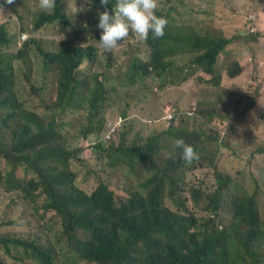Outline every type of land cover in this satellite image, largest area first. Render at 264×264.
Here are the masks:
<instances>
[{
  "label": "clouds",
  "instance_id": "9594fccd",
  "mask_svg": "<svg viewBox=\"0 0 264 264\" xmlns=\"http://www.w3.org/2000/svg\"><path fill=\"white\" fill-rule=\"evenodd\" d=\"M109 2L100 0L103 5ZM22 3L23 0H19L18 4L13 0H0V36L3 40L7 39L0 43V52L2 49L17 48L13 53H8L4 60L0 57V126H7L8 119L17 109L20 110L16 129L12 132L19 137V144L15 148L17 155L10 158L0 156L5 159H0V181H6L9 190L18 191L28 202L38 203L44 212L54 215L69 254L68 262L102 264L88 252L89 232L80 226L86 213L96 215L106 226L108 237L120 242L119 238L126 235L133 220V196H146L160 181L162 188L159 198L162 203L144 216L141 222L144 237L130 249L135 264H161L165 256L167 227L193 232L204 219L210 218L219 229L231 228L248 236L253 235L257 229V217L260 218L256 206L259 200L264 201V140L258 149L245 151L249 152V159L256 158L258 162L259 175H253L257 187L252 191L242 188L234 195L240 196L241 201L233 209L229 207V220L222 223L217 221V217L222 202L226 200L224 191L232 180L229 173H226L229 182L217 191L216 196L212 195L216 188L204 189L201 186L186 201L165 202V198L173 192L170 184L174 185L177 181L179 188L181 181L175 177L167 161L166 147L173 140L166 130L169 127L193 126L206 130V133L212 131L216 134V152L225 153L230 160H237L238 157H231L228 152L241 147V125L243 122H253L252 111H258L255 107L259 104V98H252V94L258 84L264 90V60H257L258 52L264 51V32L256 22L257 2L215 0L213 9L201 8L207 11L198 15L201 23L196 21L192 25H185V21H178L175 16L162 11L160 0H116L110 6V11L106 9L102 12L90 0H81L78 3L79 15L72 24L75 28H85L93 38H78L70 30L66 37L72 35L76 44L62 39L58 42L60 48L45 47L37 38H29L20 29L15 33V42L10 44L11 38L5 24L20 18ZM36 6L40 12L37 17L43 13L49 14L56 9L57 0H36ZM36 18L33 21L35 29L40 26H52L54 31L60 29L59 23L37 22ZM197 30L202 42L208 40L207 36L224 38L220 57L224 52L234 54L235 61L244 68L239 78L229 76L219 66H212L211 71L205 70V63L196 60L198 54L183 46L189 33L198 34ZM151 39L156 40L154 47L148 43ZM135 41H140L141 45ZM123 42L133 48V54L127 61L124 53L120 54L126 67L134 73L126 80L127 86L106 73V63L100 65L97 62L95 47L98 46L105 53ZM29 46L37 51L36 58L42 60L44 77L49 79L50 74L54 76L55 101L44 104L41 111L23 108L15 99L14 84L8 83L3 75L7 70L4 65L7 60L23 59V50ZM91 47L95 48L93 59L84 57L71 70L70 77H76L77 81L72 85L74 94L60 92L58 63L50 61L48 55L64 54L70 60L69 55L76 48ZM121 48L119 46L118 50ZM155 51L158 57L157 63L153 64L151 60ZM124 52L127 53V50ZM140 53L145 54L142 57ZM93 66L97 69L93 70ZM254 76L257 77L256 81ZM92 80L97 88L103 87L97 99H90L87 95V85ZM39 90H42V86ZM142 94L152 95L156 99L155 113L147 118L135 115ZM238 99L241 101L236 103ZM116 100L120 102L119 108L115 107ZM102 101L110 109L108 118L102 116ZM223 103L229 104L228 110L224 109ZM3 111L10 112L2 116ZM117 113L122 118H116ZM68 115L74 117L68 118ZM157 120L161 121V128L154 125ZM69 127H73V136L78 142L75 146L64 139L63 130ZM154 134L160 135V139H152ZM175 147L181 149V159L187 163L199 158L198 151L183 139H177ZM140 149L148 150L149 154L141 158ZM85 150L94 155L100 165L119 169L127 181L136 186L134 191L119 197L102 178L97 179L89 191L76 185L70 161L81 160ZM20 168H24V176L18 175ZM154 176L158 182L151 181ZM248 194H255V201ZM54 201L59 202L52 205ZM187 202L193 207L199 206L201 212L197 214L191 211ZM260 221L264 225L261 218ZM0 234L15 233L0 231ZM27 238L39 241L34 236ZM47 249L55 264H66L57 258L52 248L48 246ZM2 254L13 256L14 251L7 253L0 248V264H9Z\"/></svg>",
  "mask_w": 264,
  "mask_h": 264
},
{
  "label": "rangeland",
  "instance_id": "374dc122",
  "mask_svg": "<svg viewBox=\"0 0 264 264\" xmlns=\"http://www.w3.org/2000/svg\"><path fill=\"white\" fill-rule=\"evenodd\" d=\"M36 0H23L22 6L19 9L20 18H16L14 22L5 24V28L11 38V43L15 42V33L20 29V32L24 31L28 34L29 38H37L41 44L45 47L60 48L62 39L70 40L72 44H76L72 35L66 37V33L70 31L69 28H60L56 31L52 26H40L35 29L33 21L40 13L36 6ZM257 2L256 7V19L257 27L264 32V0H255ZM215 0H160L161 10L176 17L178 21H185V25H192L194 22H199L198 15L206 13L207 11L201 9L202 7L213 9ZM67 10L71 17V23L77 18L80 12V7L76 0L74 3L66 0ZM1 18V10H0ZM14 33V34H13ZM226 35V34H225ZM58 43V44H57ZM138 45H141L140 41H135ZM122 48L118 50V47ZM116 49L111 51L102 52L98 46L97 48V62L102 65L106 63V73L110 74L115 81L122 82L123 85H128L127 79L134 76L131 70L126 67V63L123 57L120 56L124 53V59H127L133 54L132 49L124 42L121 43ZM17 48L2 49L0 57L4 60L8 57V53H13ZM127 50V53L124 51ZM37 51L33 47L29 46L23 50V59H8L4 64L7 67L6 72L3 75L7 79V82L14 84V92L16 101L21 104L23 108H32L38 111L42 110L44 104L55 101L56 94L54 93L53 74H50L49 79L44 77V73L41 71L42 60L36 58ZM145 53H140L139 56H144ZM137 57V54H135ZM257 60H264V51L258 52ZM83 69L85 64L82 65ZM93 70L97 67L93 66ZM245 73L243 74V76ZM244 78V77H243ZM155 79L153 84L155 85ZM144 84H149L148 81L140 80ZM259 82L256 83V85ZM152 84V87H153ZM42 86V90L41 89ZM156 86V85H155ZM203 87H206L204 84ZM207 88V87H206ZM162 91V90H161ZM100 89L96 87L95 82L92 80L88 87V97L90 99H97L100 95ZM156 93V92H155ZM252 98H259V104L255 107L258 111H252V121L243 122L241 125V131L239 137L242 140V145L235 151L228 152L231 157H238L237 160H230L225 153L216 152L213 163L217 169L223 173H229L231 176V182L225 192V199L235 195L240 189L245 188L248 191H252L257 187L253 179L254 174L259 175V166L256 158L249 159V152H245L249 148L258 149L264 140V90L261 84H258L256 91L252 94ZM149 102L147 103V100ZM218 100V98H217ZM120 102L115 101V107L119 108ZM156 99L154 96L142 94L140 96V102L135 110V115L140 117H149L155 113ZM202 105H205L203 103ZM101 111L104 118H108L110 109L108 104L101 102ZM224 109L228 110V103H223ZM10 112V111H9ZM8 111H3L2 116H7ZM20 110H16L14 115L8 119L7 126H0V156L10 158L16 157V146L19 144V137L12 132L16 129L17 121L19 119ZM114 113H112L113 115ZM74 117L68 115V118ZM116 118H122L120 113L116 114ZM259 121V122H258ZM73 120V124H75ZM161 121H154V125L157 128H161ZM136 130V129H135ZM134 130V131H135ZM133 131V132H134ZM206 131V130H204ZM64 139L71 146H75L76 142L73 136V127H69L63 130ZM152 139H160V135L154 134ZM88 148V147H86ZM245 152V153H244ZM83 158L81 160H71L70 169L73 171V182L86 190H91L95 186V181L99 178L106 180L111 186V190L119 197H124L134 191L136 186L130 184L127 179L122 175L119 169H111L108 165H100L95 156L90 154L87 150L81 154ZM0 157V159L5 160ZM177 169V172H184V167H177L175 165L174 158L170 161ZM200 178L204 177L202 170L197 171ZM26 173L24 168L18 170L19 176H24ZM176 178H180V175H176ZM177 188V181L174 183ZM183 185L177 188V192H172L165 198V202L168 204L171 201H183L192 198V193L188 194L182 190ZM204 189L211 188L207 185H202ZM9 185L6 181H0V231L1 232H14L25 234L26 236H34L39 241H44L52 248L57 258L61 261L68 262V251L65 246V241L61 238L56 218L50 212H44L39 208V204H31L16 190H9ZM189 197V198H188ZM39 202L42 200L39 199ZM264 201L259 200L256 209L259 213L261 220L264 222ZM189 209L199 214L200 207H193L188 202ZM230 208L223 205L219 209V216L217 221L226 223L229 220ZM9 264H15V258L13 256L1 255ZM90 264V263H87Z\"/></svg>",
  "mask_w": 264,
  "mask_h": 264
},
{
  "label": "trees",
  "instance_id": "16d2710c",
  "mask_svg": "<svg viewBox=\"0 0 264 264\" xmlns=\"http://www.w3.org/2000/svg\"><path fill=\"white\" fill-rule=\"evenodd\" d=\"M13 1L18 4L19 0ZM69 1L74 3V0ZM76 1L77 3L81 2V0ZM90 1L101 12L106 9L110 11V6L116 2V0H110L107 5H103L100 0ZM36 21L59 23L60 28L68 27L78 38H93L85 28H75L73 26L70 15L67 13L65 0H57L56 9L49 14H40ZM197 32L198 34L189 33L183 46L198 54L196 60L205 63V70L211 71L212 66H219L226 70L229 76L239 78L244 68L235 61L234 54L224 52L223 56L220 57L224 48V41L222 40L224 38L207 36L208 40L202 42L198 38L199 31L197 30ZM6 40H3L0 36V43L6 42ZM148 43L154 47L156 40L151 39ZM94 55H96L94 47L76 48L74 53L69 55L70 60L64 54L58 56L48 55L50 61H57L58 63L60 92L74 94L72 85L76 84L77 81L76 77H70L72 68L77 66L84 57L93 59ZM157 57L156 51L153 52L151 60L153 64L157 63ZM101 74L104 73L101 72ZM253 78L256 81L257 77L254 76ZM100 89H103V87H100ZM93 101L89 102L92 103ZM240 101L238 99L236 103ZM166 133L173 140L166 147L167 161L171 164L174 173L180 175L179 179L183 185L182 190L187 194L192 193L193 196L199 187L207 185L216 188L212 194L216 196L217 191L223 189L229 182V176L219 171L213 163L217 150L216 134L212 131L206 133L202 128L193 126L169 127ZM177 139H183L185 143L192 145L198 151L199 158L191 163L183 161L181 159V149L175 147ZM148 154V150L140 149L139 156L141 158H145ZM172 158H174L177 167L182 166L185 168L184 172H177L176 167L170 162ZM198 170L204 172L203 178L199 177ZM151 181L158 182L156 176ZM161 183L162 181L144 197L133 196V220L126 235L119 238L121 243L108 237L106 226L96 215L91 213L84 215L80 226L89 232L88 252L96 256L100 263L135 264L131 258L130 249L134 248L144 237L145 232L141 226L144 216L152 208L162 203L159 198L162 188ZM170 188L173 192H177L173 184H170ZM245 191L247 192V190ZM248 195L251 200L255 201V194ZM240 201V196L232 195L222 202V205L233 209ZM58 202L54 201L52 205H56ZM218 204L220 205V202ZM257 222V229L251 236L231 228L219 229L212 223L210 218L204 219L202 224L197 226L193 232L187 229L167 227L165 256L161 264H264V225L258 217ZM0 248H3L7 253L14 251L15 264H55L48 251L49 249H47V243L33 238L29 239L25 234L17 232L15 234H0Z\"/></svg>",
  "mask_w": 264,
  "mask_h": 264
}]
</instances>
